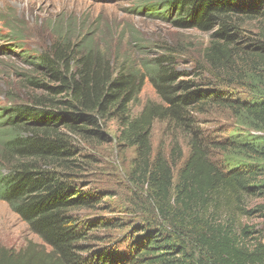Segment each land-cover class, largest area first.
<instances>
[{
	"label": "trees",
	"instance_id": "trees-1",
	"mask_svg": "<svg viewBox=\"0 0 264 264\" xmlns=\"http://www.w3.org/2000/svg\"><path fill=\"white\" fill-rule=\"evenodd\" d=\"M128 1L143 17L208 36L193 68L178 70L164 51L139 69L59 21L49 47L25 51L19 26L3 25L17 51L0 52H17L31 71L22 98L0 105V201L39 242L0 246V264H264V0ZM147 77L159 102L135 113ZM233 82L245 98L213 90ZM210 106L243 130L195 128L191 113ZM110 123L113 141L133 150L127 180L144 194L133 197L141 224L91 248L113 226L80 215L100 193L83 191L77 175ZM155 123L176 132L166 151L153 152Z\"/></svg>",
	"mask_w": 264,
	"mask_h": 264
},
{
	"label": "rangeland",
	"instance_id": "rangeland-1",
	"mask_svg": "<svg viewBox=\"0 0 264 264\" xmlns=\"http://www.w3.org/2000/svg\"><path fill=\"white\" fill-rule=\"evenodd\" d=\"M133 5L128 0H113L110 3L92 0H0V51H17L13 49L10 39L3 38L7 33L4 23L11 27L19 26L23 31L21 45L25 51L39 52L54 42L52 23L59 21L63 26L71 24L75 31L79 30L80 35L90 37L100 51H112L113 56L120 60L127 58L139 69L142 68L141 62L164 51L176 54L178 70L193 68L195 62L199 61L200 51L207 44L208 36L194 29L180 30L168 23L143 17L137 12L138 9L131 11ZM30 71L29 65L17 53L0 52V105L7 103V97L22 98L21 75ZM233 83L230 91L222 88L213 90L228 92L231 98H245L246 94L239 93L240 84ZM205 89L208 90L207 85ZM147 102H159L156 89L148 77L144 80L133 111L139 112ZM230 115L223 106H210L191 113L193 126L212 137H216L213 135H217L221 128L243 130L232 128L233 125L228 123ZM104 133L103 144L96 145L94 150L86 153L91 156L90 165L83 167L84 170L77 175V183H80L83 191L100 193V200L98 198L99 202L94 204V208L81 211L80 215L98 221L109 220L113 226L94 234L104 242L88 241L91 248L105 244L113 247L132 234L128 221L141 224L134 214L133 197L142 201L144 194L127 180L133 150L113 141L115 128L112 123L107 125ZM174 135L176 132L166 130L164 123H155L151 135L153 152L159 148L166 151ZM183 153V157H186L185 148ZM117 222L121 225L114 228ZM28 242L38 243L39 240L0 201V246L19 250Z\"/></svg>",
	"mask_w": 264,
	"mask_h": 264
},
{
	"label": "clouds",
	"instance_id": "clouds-1",
	"mask_svg": "<svg viewBox=\"0 0 264 264\" xmlns=\"http://www.w3.org/2000/svg\"><path fill=\"white\" fill-rule=\"evenodd\" d=\"M92 1H96V0H92ZM113 0H108V1H105V2H102V3H110V2H112ZM97 2H99V1H97ZM134 6V5H133ZM4 27V26H3ZM3 38H7V39H10V37L9 36H5L4 35V37ZM11 40V39H10ZM5 53H7V52H5ZM15 53H17V52H15ZM1 105H3V104H1Z\"/></svg>",
	"mask_w": 264,
	"mask_h": 264
}]
</instances>
